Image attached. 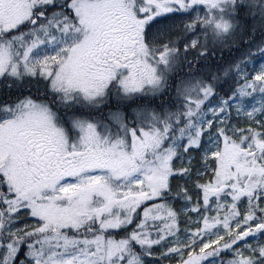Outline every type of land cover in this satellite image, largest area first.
<instances>
[{
	"label": "snow or ice",
	"instance_id": "1",
	"mask_svg": "<svg viewBox=\"0 0 264 264\" xmlns=\"http://www.w3.org/2000/svg\"><path fill=\"white\" fill-rule=\"evenodd\" d=\"M258 30L264 0H0V84L28 91L0 95V264H264Z\"/></svg>",
	"mask_w": 264,
	"mask_h": 264
},
{
	"label": "trees",
	"instance_id": "2",
	"mask_svg": "<svg viewBox=\"0 0 264 264\" xmlns=\"http://www.w3.org/2000/svg\"><path fill=\"white\" fill-rule=\"evenodd\" d=\"M186 19H187V17H185V16H173L170 19L163 21L162 23L163 24H177L178 25L182 21H185ZM250 24H251V22H249V25ZM262 42H264V32L258 30L255 33V35L252 37V44H251L250 48H251V51L253 53H255V55H253L250 58L249 62L257 61L262 57L259 53L256 52V46L261 44ZM248 50H249L248 47H245V46H241V48L238 50L233 49L232 51L225 49L223 51L222 56H221L220 51H217V54H216L214 59L209 58V60H207V61H201V63L199 65H197L196 67L203 72H207L209 70H211L212 72H216L218 69H222V68L226 67L228 64L237 61L241 57V55L246 53ZM189 58L191 59V56H189ZM242 67H244V66L242 65ZM187 71H188V69H187V67H185L183 69V71L180 72V75H183L184 72H187ZM242 83H243V79L241 76L237 75L235 72L230 74L228 77L223 78L220 85L218 86L217 91L219 93V96L227 98L226 94H230L233 90H235V88H237ZM27 94H28V92L19 93L18 96L23 97L24 95H27ZM33 94H36V93H33ZM141 103H143V101H141ZM115 107H116V103H115V100H113L112 102H110L105 107H102L99 111L92 112V115H95V116L104 115V116H106L109 108H115ZM126 111H128V109H126ZM240 119L241 118L238 117L237 119H234L233 122H235V123L239 122L241 124V126H243L244 120L240 122ZM179 205L180 204H176V207H178ZM123 234H124L123 232H120L119 236H123ZM221 256H222V259L226 261V260H229L232 258V253L224 252L221 254ZM149 261H154V259L148 258L147 262H149ZM159 264H165L164 260H161L159 262Z\"/></svg>",
	"mask_w": 264,
	"mask_h": 264
},
{
	"label": "rangeland",
	"instance_id": "3",
	"mask_svg": "<svg viewBox=\"0 0 264 264\" xmlns=\"http://www.w3.org/2000/svg\"><path fill=\"white\" fill-rule=\"evenodd\" d=\"M260 63H264V56H262L259 60L257 61H251L247 64V67H245V71L251 76L254 75L253 72V68L254 67H258ZM244 82V81H243ZM256 100L259 99V95H256L255 97ZM255 101H250L249 103H253ZM233 115L235 116V112L233 111ZM240 122L243 121V117H240ZM233 122V121H232ZM235 123V122H233ZM181 207V204L177 207L178 209ZM214 214V213H211ZM190 218V219H189ZM199 219L198 214L196 213H188L187 215H181L180 217V229H181V239H183V231L185 228H191V229H195L196 227H198V225L196 223H194V221H197ZM260 242L264 243V236H260L259 237ZM250 243H254L255 241L253 240H249ZM179 257H173L171 260H164L165 264H176V260H178ZM147 264H155L154 261H149L147 262Z\"/></svg>",
	"mask_w": 264,
	"mask_h": 264
},
{
	"label": "flooded vegetation",
	"instance_id": "4",
	"mask_svg": "<svg viewBox=\"0 0 264 264\" xmlns=\"http://www.w3.org/2000/svg\"><path fill=\"white\" fill-rule=\"evenodd\" d=\"M28 92L27 89H17V88H12L9 90L5 85L0 84V95H5L7 94V98L10 100H15L16 97L19 95V93H24ZM32 93H36V88H32Z\"/></svg>",
	"mask_w": 264,
	"mask_h": 264
}]
</instances>
